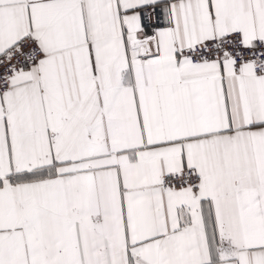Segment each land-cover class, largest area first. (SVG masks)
I'll list each match as a JSON object with an SVG mask.
<instances>
[{
    "label": "snow or ice",
    "instance_id": "6c2138e0",
    "mask_svg": "<svg viewBox=\"0 0 264 264\" xmlns=\"http://www.w3.org/2000/svg\"><path fill=\"white\" fill-rule=\"evenodd\" d=\"M0 264H264V0H0Z\"/></svg>",
    "mask_w": 264,
    "mask_h": 264
}]
</instances>
